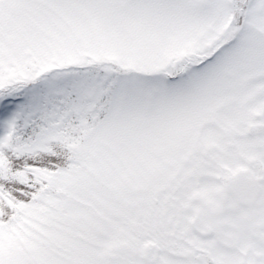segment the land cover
I'll return each mask as SVG.
<instances>
[{"label":"snow or ice","instance_id":"obj_1","mask_svg":"<svg viewBox=\"0 0 264 264\" xmlns=\"http://www.w3.org/2000/svg\"><path fill=\"white\" fill-rule=\"evenodd\" d=\"M0 264H264V0H0Z\"/></svg>","mask_w":264,"mask_h":264}]
</instances>
